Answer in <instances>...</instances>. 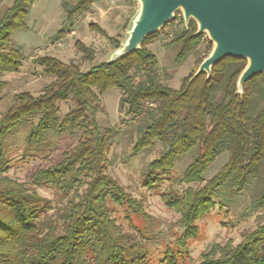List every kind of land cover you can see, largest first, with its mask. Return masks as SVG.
<instances>
[{"label":"trees","instance_id":"1","mask_svg":"<svg viewBox=\"0 0 264 264\" xmlns=\"http://www.w3.org/2000/svg\"><path fill=\"white\" fill-rule=\"evenodd\" d=\"M99 0L64 3L68 21L90 10ZM36 0H13L0 17V76L18 73L26 58L13 45L16 32L28 29V18ZM2 0H0L1 6ZM177 28L166 47L177 49L175 61L188 60L203 45L205 35L195 36L197 24L177 16ZM103 36L106 31L90 27ZM64 34V30L60 31ZM148 36L141 49L119 61L102 62L87 71L51 56L35 59L56 79L34 97L17 96L19 104L0 121V264H148L143 245L125 234L111 217L109 201L127 204L143 218V205L107 173V155L119 131L102 129L97 121L99 95L116 88L121 92L119 109L140 122L134 156L160 142L165 150L152 161L145 186L154 188L162 175L173 170L184 155L195 149L199 155L182 177L187 185L203 184L204 174L222 153H229L225 166L199 189L182 195L162 194L165 205L179 215L182 234L175 248L166 253V264H190L188 244L199 234L198 222L217 206L225 209L238 197L250 196L249 211L264 213V75L248 81L242 93L238 80L247 66L244 59L226 58L193 80L187 76L179 89L163 83L156 55L145 48L158 38ZM113 40V38H109ZM75 47L86 62L94 50L81 42ZM117 45L116 49H120ZM213 50L201 53L199 66ZM5 82L0 80V96ZM73 100L75 108L62 119L60 104ZM37 118L26 143L39 147L48 139L61 137L75 128L82 139L57 165L31 174V186L10 178L9 162L1 147L11 130L23 121ZM49 186L73 197L61 208L42 197L37 189ZM56 209V210H55ZM53 215H49L53 211ZM197 264H264V222L243 235L234 246L215 245Z\"/></svg>","mask_w":264,"mask_h":264},{"label":"rangeland","instance_id":"2","mask_svg":"<svg viewBox=\"0 0 264 264\" xmlns=\"http://www.w3.org/2000/svg\"><path fill=\"white\" fill-rule=\"evenodd\" d=\"M78 0H36L32 7L27 24L28 29L18 31L13 36V45L23 50L25 62L16 74H3L0 80L5 82L0 96V121L10 108L19 104L17 96L30 93L34 97L55 84L56 79L45 73L44 68L36 64L35 59L42 56H51L63 61L65 64L74 63L80 70L87 71L92 66L113 59L119 49L125 44L133 21L140 12L138 0H99L90 10L68 21L64 10V3L75 4ZM13 0H2L0 17L10 7ZM178 22L183 12L177 11ZM184 18V17H183ZM191 21V20H190ZM177 22L158 31V38L145 48L152 51L157 58V68L163 83L171 88L179 89L183 80L196 73L202 51L215 44L204 33V43L198 51L185 62L179 64L175 61L177 49L166 47L170 35L177 28ZM98 26L106 31L109 38L90 27ZM64 34L60 35V31ZM81 42L94 50L95 57L92 62L83 60L75 47ZM247 64L248 61L246 60ZM194 73V75H195ZM121 92L112 88L105 94L99 95L96 121L102 128H115L119 131L110 146L107 155V173L115 179L125 191L143 205L148 218H143L127 204L119 205L109 201L111 217L117 226L135 241L143 245L148 252V264H166L167 251L176 246V240L182 234L179 225V215L169 209L162 200V194L171 193L182 195L188 188L199 189L210 181L229 160V153H222L204 174L203 184L187 185L182 177L199 155L195 149L184 155L177 162L175 168L162 175V180L154 188L145 186V175L148 165L163 154L165 148L156 142L153 148L134 156L133 148L137 143L139 120L119 109ZM75 108V102L69 100L60 104L59 118H63L70 110ZM37 118L23 121L18 127L2 141L1 147L9 162L6 173L10 178L31 186L30 177L39 169H47L60 163L65 156L73 151L82 139L78 129L68 132L61 137L48 139L39 149L28 147L26 138ZM38 193L53 202V207H63L73 193L68 197L56 188L45 186L37 189ZM250 196L236 197L229 207L222 209L217 206L209 215L197 224L199 234L188 244L190 258L186 263L197 264L201 261L203 253L209 252L215 245L224 246L231 242L234 246L243 240V235L257 228L264 222V213L249 211ZM56 210V209H55ZM54 210L49 212L53 215Z\"/></svg>","mask_w":264,"mask_h":264},{"label":"water","instance_id":"3","mask_svg":"<svg viewBox=\"0 0 264 264\" xmlns=\"http://www.w3.org/2000/svg\"><path fill=\"white\" fill-rule=\"evenodd\" d=\"M140 12L133 21L129 37L113 61L127 58L141 49L144 40L183 12L186 24H197L195 36L207 33L215 44L210 56L195 73L193 80L226 58L244 59L248 64L238 80L242 93L248 81L264 75V0H138Z\"/></svg>","mask_w":264,"mask_h":264}]
</instances>
